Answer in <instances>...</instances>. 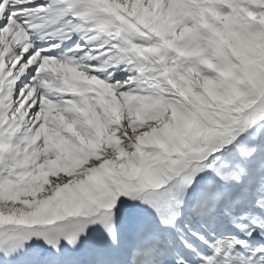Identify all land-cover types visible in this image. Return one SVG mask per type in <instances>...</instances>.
I'll list each match as a JSON object with an SVG mask.
<instances>
[{
  "label": "snow or ice",
  "instance_id": "obj_1",
  "mask_svg": "<svg viewBox=\"0 0 264 264\" xmlns=\"http://www.w3.org/2000/svg\"><path fill=\"white\" fill-rule=\"evenodd\" d=\"M0 264H264V0H0Z\"/></svg>",
  "mask_w": 264,
  "mask_h": 264
}]
</instances>
